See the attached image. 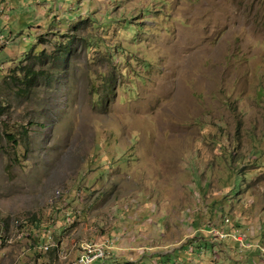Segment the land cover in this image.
<instances>
[{
	"label": "rangeland",
	"instance_id": "obj_1",
	"mask_svg": "<svg viewBox=\"0 0 264 264\" xmlns=\"http://www.w3.org/2000/svg\"><path fill=\"white\" fill-rule=\"evenodd\" d=\"M85 242L264 264V0H0V264Z\"/></svg>",
	"mask_w": 264,
	"mask_h": 264
},
{
	"label": "trees",
	"instance_id": "obj_2",
	"mask_svg": "<svg viewBox=\"0 0 264 264\" xmlns=\"http://www.w3.org/2000/svg\"><path fill=\"white\" fill-rule=\"evenodd\" d=\"M21 70H23V76H15V81L19 83L18 92L21 95L28 96L29 95V86H32L34 82H36V78H38V74L42 71H35L29 65L20 66ZM28 135V126L22 125V130H18L17 133H7V138L16 142V145L19 144V141H25L26 136ZM106 258L103 257L99 259L98 263L94 264H110L106 261H103ZM124 264H133L129 261H126Z\"/></svg>",
	"mask_w": 264,
	"mask_h": 264
},
{
	"label": "built area",
	"instance_id": "obj_3",
	"mask_svg": "<svg viewBox=\"0 0 264 264\" xmlns=\"http://www.w3.org/2000/svg\"><path fill=\"white\" fill-rule=\"evenodd\" d=\"M43 247L47 248V245ZM106 247L105 243L101 245H95L89 242H85L82 245L83 251L77 261L73 262L72 264H94L99 259L105 257L106 255Z\"/></svg>",
	"mask_w": 264,
	"mask_h": 264
}]
</instances>
